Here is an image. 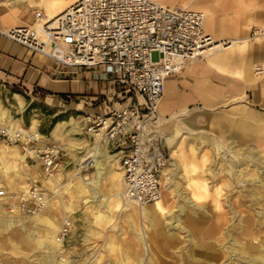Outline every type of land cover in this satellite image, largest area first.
<instances>
[{
    "label": "crops",
    "instance_id": "crops-1",
    "mask_svg": "<svg viewBox=\"0 0 264 264\" xmlns=\"http://www.w3.org/2000/svg\"><path fill=\"white\" fill-rule=\"evenodd\" d=\"M65 1L59 0L61 3ZM156 1L202 10L205 14L203 31L215 42H227L197 58L185 60L179 71L167 76L157 105L158 130L168 155L160 172L162 201L168 213L165 190L187 192V199L177 200L181 214L186 206L191 205V196L197 201L203 197L202 192L207 189L205 185L210 183L212 190H222L226 189L228 182L233 183L228 173V169L231 170L228 160L234 155L229 159L223 158L227 168L224 165L222 170L212 174L201 168L205 157L216 159L228 156L227 151L239 155L242 149L247 148L260 153L254 156L264 159V0ZM64 8L60 7L59 11ZM50 10L48 0H0V30L32 26L36 11L48 17ZM113 83L101 72L60 65L0 33V86L8 90L16 87L33 98L53 103L65 97L66 100L78 101L73 103L82 105L86 112H105L112 104H119L114 96H122L121 90L117 92L118 87L112 86ZM124 97L132 101L142 100L139 94L133 92ZM17 124L21 126L18 121ZM34 129L37 130L36 124ZM113 153H104L106 161H114L107 170L117 174L119 170L115 161L120 166V152ZM115 154H118L117 158H111ZM23 159L22 163L26 165L29 161L36 162L27 165L28 168L33 166L34 172L30 170L24 175L18 169L19 178L16 181L1 185L7 190L8 187L15 189L8 190L10 192L23 190L37 179L34 176L37 166L41 174L37 158L25 155ZM18 162L21 161L18 159ZM85 162L76 168L72 178H76L78 171L80 177L76 179L87 185L89 180L83 173L87 170ZM55 166L56 162L53 177H56L55 174L60 176ZM236 166L235 175L240 169ZM91 173L97 174L96 167ZM105 173L108 174L106 168ZM111 205L114 206V203ZM197 205L204 204L197 202ZM127 206L131 205L124 200L122 207ZM198 220L193 218L188 222Z\"/></svg>",
    "mask_w": 264,
    "mask_h": 264
},
{
    "label": "rangeland",
    "instance_id": "rangeland-1",
    "mask_svg": "<svg viewBox=\"0 0 264 264\" xmlns=\"http://www.w3.org/2000/svg\"><path fill=\"white\" fill-rule=\"evenodd\" d=\"M112 86L118 87L117 92L120 91L119 84L113 83ZM114 99L119 103L124 100L121 95L114 96ZM73 102L78 101L66 100L64 97L59 102H47L41 98H33L22 90L12 91L0 86V125L7 128L12 125L13 130L20 128L30 130L36 124L38 130L36 131L41 134L38 145L53 143L60 148L55 166L60 176L55 174V178L44 180L38 166L37 174L34 175L43 182L48 197L42 211L32 215L6 212L1 207L0 199V221L10 222V225L0 222V264H53L54 259H56L54 264H138V257L144 255V246L138 243V233L144 234L149 245H152L155 237L157 238L160 264H192L191 254L201 259V264H208L207 261L214 264H218L219 261L229 264H251L247 257L236 255L232 250L234 238L244 241V244H252L255 241L254 244L257 246L264 242L261 240L264 238V228L258 227L256 221L252 223V232L248 236L239 237L238 232L241 224L250 216L254 215L258 221L259 218L264 219V214L260 213L264 211V205L258 202L250 204L247 200L248 195L242 197L244 203L238 204L243 188L252 185L246 181L250 170L257 169L251 161L248 165L243 163L236 166L240 168L236 175L244 179L245 183L237 181L235 167H230L228 173L232 176V184L228 182L226 189L222 190H212L210 183L205 185L207 189L202 192L203 197L197 201L191 196V205L186 206L181 214L180 208L176 205L177 200L187 199V192L167 191L162 187L168 199L169 212L166 216L159 217V230L156 231L149 222H145L147 217L133 204L121 206V200L124 199L121 167L116 160L117 170L121 171L118 184L117 174L107 170L108 165L114 161H106L104 154L113 155V150H108L104 144H100L85 131L83 115L86 109ZM55 127L58 128L56 130L58 136L53 132ZM95 142H98L99 146L96 155L102 160L98 164H92L91 161L87 163V170L83 172L86 180H89L86 185L76 179L80 177L78 171L75 173L76 178H72V174L77 167L84 164L79 159ZM0 145L6 146L4 152H0L1 184L16 181L19 178L18 169L24 175L30 170L34 172V167L31 166L30 169L27 165L36 162L29 161L26 165L19 157L21 162H18L16 150L24 156L27 154L19 143L9 142L0 136ZM243 150L252 155L260 154L244 148L239 156ZM227 153L228 156L216 159L205 157L202 160V170L207 169L212 174L213 171L222 170L224 165L227 168L223 158L229 159L233 155L232 152ZM116 156L118 154L111 158H117ZM6 160L13 161L15 168L3 171L1 166ZM95 167L97 174L91 173ZM105 168L108 174L105 173ZM260 170L264 171V168ZM254 184L255 187H259L256 186L258 183ZM8 190L15 189L8 187ZM99 190L102 192L99 193ZM112 202L114 206L111 205ZM197 202L204 205L198 206ZM258 215L259 218L256 217ZM193 218L200 220L188 222ZM67 219L71 222L70 232L65 237L63 246H56L50 235L56 236L59 226ZM28 228L33 229L31 231L33 239H43L40 244L32 242L33 239L32 241L21 239V233L29 231Z\"/></svg>",
    "mask_w": 264,
    "mask_h": 264
},
{
    "label": "built area",
    "instance_id": "built-area-1",
    "mask_svg": "<svg viewBox=\"0 0 264 264\" xmlns=\"http://www.w3.org/2000/svg\"><path fill=\"white\" fill-rule=\"evenodd\" d=\"M35 18L32 26L0 33L60 65L92 69L120 85L124 100L105 112H85V131L108 150L120 152L127 201L144 205L160 198V172L168 155L158 130L157 105L165 78L215 43L203 31V11L156 0H75L53 18L41 11ZM131 92L142 100H127L124 95ZM0 136L19 143L27 156L37 155L43 179L53 178L57 144L38 145L41 135L18 129L10 133L1 125ZM0 199L6 212L32 215L44 209L48 197L43 182L34 179L20 191L0 186ZM70 227L67 219L57 230L61 246Z\"/></svg>",
    "mask_w": 264,
    "mask_h": 264
},
{
    "label": "bare ground",
    "instance_id": "bare-ground-1",
    "mask_svg": "<svg viewBox=\"0 0 264 264\" xmlns=\"http://www.w3.org/2000/svg\"><path fill=\"white\" fill-rule=\"evenodd\" d=\"M48 1H49L50 6H51V10L49 11V16L47 17V15H46V17L47 18H53L54 16H56L57 14H59L60 12H62L63 10H65L75 0H66L64 3L59 2V0H48ZM62 6H65V8L63 10L59 11V8L62 7ZM204 17H205V14H204ZM225 44H226V41L215 42V43H213L212 46L206 48L205 50L201 51L200 53H202L204 51H207V50H210V49H213V48H215L218 45L222 46V45H225ZM13 129L14 128H13L12 125L7 128V130L10 133L13 131ZM57 129L58 128H56V127L53 129V132L56 134V136H58V134L56 133V130ZM18 130H20L24 134H32L35 137H40L39 132H37L33 128V126L31 127L30 130H25V129H22V128H20ZM97 143L95 142L93 145H91L89 147V149L86 151L85 155L81 159H79L80 162H85V161H87V159H88V162L91 161L92 164H93V162L95 164H98L100 162V158L97 157V155H96V152H98V149H99V146H98ZM5 148H6L5 145H0V152L3 153L4 150H5ZM217 149L219 150V148H217ZM15 154L19 157L20 160H22V161L24 160L23 159L24 154L18 153L17 150L15 151ZM239 154H240V152H239ZM233 155H234L232 157L233 160H229L228 161L230 167H235L238 163H240V164L241 163L242 164L243 163H246L248 165L249 164V161H251L252 164H253V166H254V168H257L255 170L254 169L250 170L248 179H246V181L248 183H252V185H250L249 188H243L244 190H243V193L241 192L242 194L240 195L241 198L238 199V201H239L238 204L241 205L242 203H244L243 200H242V197L248 195L249 197L247 196L248 197L247 200L250 202V204H253V203L258 202L261 205H264V171L260 170V169L264 168V159L259 158L258 156H254V154L252 155L248 151H242V153H241L240 156L238 154H236V153H234ZM34 157L38 159V156L35 155V154H34ZM14 164L15 163H13V161H7L6 160L1 167L3 168V171H8V170H11V169H14L15 168V165ZM117 174H118L117 176L120 177L121 171H117ZM246 174H248V173H246ZM236 178L238 179L237 181H239V182L240 181H242V183H245L246 182L244 179L239 178L237 175H236ZM11 181H12V179H11ZM119 181H120V178H118V180H117V183L118 184H120ZM254 183H258L259 185H256V186H259V187H255L254 186L255 185ZM0 185H2V184L0 183ZM244 191H246V192L244 193ZM195 196L197 198L199 197L198 194H195ZM124 199L121 200L122 201V205H123ZM128 202L131 203V204H133L138 210H140L143 213V215L145 217H147V219L145 220V222H147V223L149 222L153 226V229L154 230H156V231L159 230V226H158V224H159V217L160 216L161 217H164V216L167 215V209L163 205L162 196H160V198H158L154 202H151V203H148V204H144V205H138V204H136L135 202H132V201H128ZM260 213L264 214V211H261ZM253 216H250V218H248L247 220H245V222L243 224H241V229L238 231L239 232V237H246V236H248L252 232L251 225H252V223L254 221H256L259 224L258 227L264 228V219H260L259 218V215H258V216H256L257 218H259V221H258ZM251 217H253V220H251L252 219ZM1 223H3L4 225H10V222H1ZM157 227H158V229H157ZM32 230L33 229H29V231L21 233V239L23 241H27L28 239H31V241H32V239H33V237L31 236V231ZM138 232H139V230H138ZM35 233H37V231H35ZM29 237H31V238H29ZM137 237H138V243H141L144 246L143 247L144 248V252H143L144 255L138 257V259H137L138 264H160V262H159L160 257L158 255V249H157L158 248V245H159V243H158L159 241H157V238L155 237L152 240V245H149L146 242L145 238H144V234L138 233V236ZM50 239H51V241L56 246H60L61 245L60 242H58L56 240V236L54 234H51L50 235ZM261 240L264 241V238H262ZM41 241H43V239H39L38 238V239H33L32 242L39 243L40 244ZM253 242L255 243V241H253ZM232 243L234 245L232 250L235 252L236 255L239 254V256L240 255H243L244 257H247L246 258L247 261L249 263H251V264H259L261 262L264 263V242H260L259 245H261V246H257L254 243H252V244L251 243L244 244V241H240L237 238H234L233 241H232ZM55 260L56 259L52 260L53 261L52 262L53 264H54ZM191 261H192V264H201V259H198V258L193 257L192 254H191ZM207 262H208V264H214L213 262H210V261H207ZM223 262L219 261L218 264H229V263H223ZM48 264H51V263H48Z\"/></svg>",
    "mask_w": 264,
    "mask_h": 264
},
{
    "label": "trees",
    "instance_id": "trees-1",
    "mask_svg": "<svg viewBox=\"0 0 264 264\" xmlns=\"http://www.w3.org/2000/svg\"><path fill=\"white\" fill-rule=\"evenodd\" d=\"M12 91H19L16 87L12 88ZM63 97V96H62Z\"/></svg>",
    "mask_w": 264,
    "mask_h": 264
}]
</instances>
